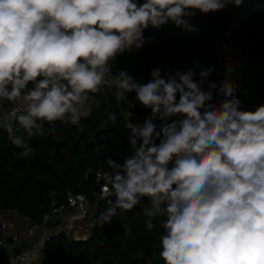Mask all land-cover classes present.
<instances>
[{"label":"clouds","instance_id":"clouds-1","mask_svg":"<svg viewBox=\"0 0 264 264\" xmlns=\"http://www.w3.org/2000/svg\"><path fill=\"white\" fill-rule=\"evenodd\" d=\"M243 3L0 0V102L13 105L3 127L21 158L35 156L30 138L43 136L46 124H76L88 115L105 87L132 117L137 104L148 111L142 123L106 113L115 127L123 120L129 149L122 162L104 161L107 207L96 224L139 207L147 230H156L154 220L163 229V264H264V103L241 107L230 58L219 79H210L215 65L196 58L173 72L153 67L146 83L119 58L154 42L168 25L195 32L198 13Z\"/></svg>","mask_w":264,"mask_h":264},{"label":"trees","instance_id":"trees-1","mask_svg":"<svg viewBox=\"0 0 264 264\" xmlns=\"http://www.w3.org/2000/svg\"><path fill=\"white\" fill-rule=\"evenodd\" d=\"M193 23L195 32L166 26L154 33V42L120 57L119 66L146 83L153 67L173 72L176 69L171 64L186 69L198 58L204 67L215 65L210 79H219L223 74L217 66L219 41L229 32L246 58L238 70L241 107L252 109L262 103L264 0H244L238 8L230 5L214 14L198 13ZM111 90L102 89L94 97L92 111L78 123L46 124L43 136L30 138L35 156L21 158V150L11 144L7 132L0 128V212L15 209L33 222H40L54 206L66 204L67 192L77 198L84 196L94 211L95 224L87 239L58 233L45 244L37 264H163L159 257L163 229L154 220L156 230H147L139 207L114 217L110 225L96 224L99 213L107 207L105 199L96 198L100 187L96 172L106 170L104 161L109 157L119 161V154L129 145V130L107 122L106 113L110 111L132 114L127 103L121 98L117 101ZM133 97L134 93H130L129 99ZM132 111L138 113L129 117L133 123H142L149 114L139 104ZM126 230L130 234L125 235ZM0 264H4L1 251Z\"/></svg>","mask_w":264,"mask_h":264},{"label":"built area","instance_id":"built-area-1","mask_svg":"<svg viewBox=\"0 0 264 264\" xmlns=\"http://www.w3.org/2000/svg\"><path fill=\"white\" fill-rule=\"evenodd\" d=\"M225 46L228 48L227 52L224 51ZM219 53L218 68L224 73L226 58H230L235 67L233 79L239 84L238 70L246 58L229 32L219 41ZM239 93L240 89L238 95ZM3 115H0V128L2 129L5 124ZM123 116L129 119L132 114L123 113ZM123 126L124 122L121 120L118 127ZM128 149L129 145L119 154V161L122 162V156L127 154ZM104 171L96 172V179L100 185L96 195L97 199H104L106 195L103 191L102 175ZM94 224L95 217L91 214L90 206L87 207L85 201L81 202L80 198L71 192H67L66 204L54 206L49 213L43 215L40 222H33L15 209L2 211L0 212V251L4 264H34L40 258L43 247L52 236L64 233L74 239H87ZM27 240L32 241L27 243Z\"/></svg>","mask_w":264,"mask_h":264},{"label":"rangeland","instance_id":"rangeland-1","mask_svg":"<svg viewBox=\"0 0 264 264\" xmlns=\"http://www.w3.org/2000/svg\"><path fill=\"white\" fill-rule=\"evenodd\" d=\"M171 68L174 69H178L181 68L180 64H171ZM112 95L115 97V99L117 101H120V97L118 96V93L115 89L111 90ZM94 103V99L89 103L88 108H87V112L90 113L93 109V104ZM262 103H264V101H262ZM6 104V105H5ZM12 107V104L8 103V102H0V115H3L7 110H9ZM141 108V107H140ZM130 121V120H129ZM138 123V122H135ZM87 207L88 204H87ZM91 214L94 215V211L91 209ZM38 261V260H37Z\"/></svg>","mask_w":264,"mask_h":264},{"label":"crops","instance_id":"crops-1","mask_svg":"<svg viewBox=\"0 0 264 264\" xmlns=\"http://www.w3.org/2000/svg\"><path fill=\"white\" fill-rule=\"evenodd\" d=\"M84 201H85V204L87 205L88 203H87V201L84 199ZM32 240H27V243H30ZM24 244V243H23ZM34 264H37V261L34 263Z\"/></svg>","mask_w":264,"mask_h":264}]
</instances>
